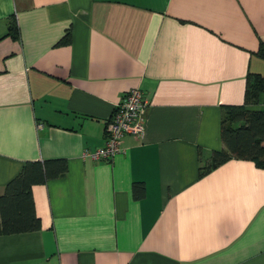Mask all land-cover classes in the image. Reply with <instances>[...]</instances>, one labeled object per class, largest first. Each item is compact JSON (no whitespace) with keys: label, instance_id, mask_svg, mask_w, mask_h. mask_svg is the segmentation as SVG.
I'll use <instances>...</instances> for the list:
<instances>
[{"label":"crops","instance_id":"0c3cea01","mask_svg":"<svg viewBox=\"0 0 264 264\" xmlns=\"http://www.w3.org/2000/svg\"><path fill=\"white\" fill-rule=\"evenodd\" d=\"M263 42L264 0H0V194L27 160L66 164L0 264H264V168L210 166L223 106L264 110L246 99ZM133 86L141 134L83 154Z\"/></svg>","mask_w":264,"mask_h":264},{"label":"trees","instance_id":"16d2710c","mask_svg":"<svg viewBox=\"0 0 264 264\" xmlns=\"http://www.w3.org/2000/svg\"><path fill=\"white\" fill-rule=\"evenodd\" d=\"M17 36V24L12 19L8 33ZM68 36L64 37L67 39ZM63 40V39H62ZM258 53L264 57V42ZM264 90V76L248 72L246 99L254 102ZM221 138L224 147L212 152L210 166L229 158L251 159L264 168V110L244 104H226L221 119ZM52 162L53 168L48 164ZM63 159L27 160L20 171L9 179L0 194V234L38 229L40 217L36 214L32 184L65 171ZM138 184V183H134Z\"/></svg>","mask_w":264,"mask_h":264},{"label":"built area","instance_id":"2783aa9c","mask_svg":"<svg viewBox=\"0 0 264 264\" xmlns=\"http://www.w3.org/2000/svg\"><path fill=\"white\" fill-rule=\"evenodd\" d=\"M145 105L146 98L141 89L137 86L130 87L115 104L107 119L104 143L93 150H84L83 154L94 159L110 158L120 151V139L124 134L137 136L143 131L144 121L141 114Z\"/></svg>","mask_w":264,"mask_h":264}]
</instances>
